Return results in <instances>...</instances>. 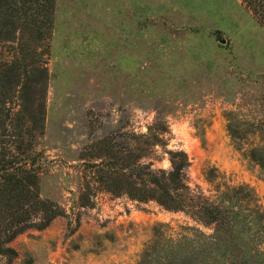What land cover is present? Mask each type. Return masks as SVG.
Masks as SVG:
<instances>
[{"label":"rangeland","instance_id":"rangeland-1","mask_svg":"<svg viewBox=\"0 0 264 264\" xmlns=\"http://www.w3.org/2000/svg\"><path fill=\"white\" fill-rule=\"evenodd\" d=\"M49 49L39 186L63 213L17 234V255L0 264H136L153 238L210 233L154 200L92 188L81 200L93 143L156 118L167 146L187 152L192 186L210 196L249 186L264 206V171L228 125H264V25L243 0H55ZM9 55L0 42V61ZM155 165L169 167L167 155Z\"/></svg>","mask_w":264,"mask_h":264},{"label":"trees","instance_id":"trees-1","mask_svg":"<svg viewBox=\"0 0 264 264\" xmlns=\"http://www.w3.org/2000/svg\"><path fill=\"white\" fill-rule=\"evenodd\" d=\"M264 25V0H243ZM55 0H0V42L10 47L0 61V254L11 261L9 242L29 227L43 228L63 209L40 193L37 139L45 129L47 59ZM241 154L264 171V125L249 132L229 122ZM170 127L156 118L146 131L109 132L93 143L92 160L83 163L84 189H102L138 202L154 200L166 209L184 210L211 225L180 236L150 240L136 264H264V206L249 186L207 195L192 186L190 163L182 148L168 147ZM120 135V136H119ZM257 139L248 140V136ZM119 137V138H118ZM247 144L246 146L244 144ZM167 155L169 167L155 162Z\"/></svg>","mask_w":264,"mask_h":264}]
</instances>
